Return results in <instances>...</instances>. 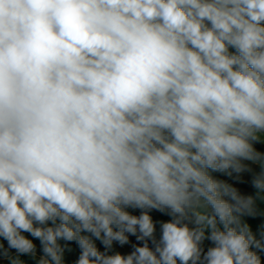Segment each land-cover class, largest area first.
<instances>
[{
  "label": "clouds",
  "instance_id": "1",
  "mask_svg": "<svg viewBox=\"0 0 264 264\" xmlns=\"http://www.w3.org/2000/svg\"><path fill=\"white\" fill-rule=\"evenodd\" d=\"M0 264H264V0H0Z\"/></svg>",
  "mask_w": 264,
  "mask_h": 264
}]
</instances>
